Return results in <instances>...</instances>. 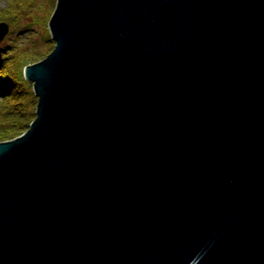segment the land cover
I'll return each mask as SVG.
<instances>
[{"label": "water", "instance_id": "95a60500", "mask_svg": "<svg viewBox=\"0 0 264 264\" xmlns=\"http://www.w3.org/2000/svg\"><path fill=\"white\" fill-rule=\"evenodd\" d=\"M49 26L0 264H264V0H57Z\"/></svg>", "mask_w": 264, "mask_h": 264}, {"label": "rangeland", "instance_id": "374dc122", "mask_svg": "<svg viewBox=\"0 0 264 264\" xmlns=\"http://www.w3.org/2000/svg\"><path fill=\"white\" fill-rule=\"evenodd\" d=\"M56 4L57 0H0V21L9 22V30L0 40V53L11 52L15 64L43 59L55 45L49 21ZM34 99L38 101V96Z\"/></svg>", "mask_w": 264, "mask_h": 264}, {"label": "trees", "instance_id": "16d2710c", "mask_svg": "<svg viewBox=\"0 0 264 264\" xmlns=\"http://www.w3.org/2000/svg\"><path fill=\"white\" fill-rule=\"evenodd\" d=\"M14 59L11 52L0 53V141L23 133L36 117L33 84L24 76L25 63L15 64Z\"/></svg>", "mask_w": 264, "mask_h": 264}]
</instances>
